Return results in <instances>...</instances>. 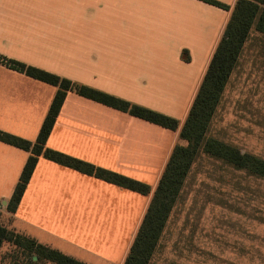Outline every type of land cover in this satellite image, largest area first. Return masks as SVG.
Segmentation results:
<instances>
[{
    "label": "crops",
    "instance_id": "0c3cea01",
    "mask_svg": "<svg viewBox=\"0 0 264 264\" xmlns=\"http://www.w3.org/2000/svg\"><path fill=\"white\" fill-rule=\"evenodd\" d=\"M212 1L229 10L202 0H0V57L179 122L171 131L69 92L46 147L145 184L150 192L142 195L40 157L12 215L13 228L85 264H123L174 146L185 144L179 131L237 0ZM262 54L264 36L252 29L210 130L232 78ZM55 92L0 63V132L33 142ZM28 156L0 142L1 206ZM196 158L177 199L193 180ZM218 160L212 161L264 182ZM177 208L176 200L151 263L161 264L156 254Z\"/></svg>",
    "mask_w": 264,
    "mask_h": 264
},
{
    "label": "trees",
    "instance_id": "16d2710c",
    "mask_svg": "<svg viewBox=\"0 0 264 264\" xmlns=\"http://www.w3.org/2000/svg\"><path fill=\"white\" fill-rule=\"evenodd\" d=\"M202 1L229 10V7L212 0ZM252 29L264 36V0H237L179 131V139L185 144L174 146L123 264H155L151 263V258L158 247L165 225L199 152L219 159L235 170L244 171L246 174L264 180V159L241 152L239 148L218 139L207 137V131L221 96ZM183 58L185 61L189 60L184 52ZM0 63L29 78L56 87L48 112L33 142L0 132V142L29 153L13 193L6 204L5 209L8 213L16 212L40 157L106 183L142 195L149 194L150 189L147 185L57 150L49 149L46 147V141L69 92L171 131H176L179 127L176 119L24 63L5 57H0ZM5 243L20 250L19 253L26 257L28 264L38 262L85 264L29 236L0 225V249Z\"/></svg>",
    "mask_w": 264,
    "mask_h": 264
},
{
    "label": "rangeland",
    "instance_id": "374dc122",
    "mask_svg": "<svg viewBox=\"0 0 264 264\" xmlns=\"http://www.w3.org/2000/svg\"><path fill=\"white\" fill-rule=\"evenodd\" d=\"M260 57L259 63L246 69L242 64L232 78L208 136L264 159V54ZM196 160L193 180L177 199L175 224L156 254L157 262L264 264V182L246 179L243 172L231 171L203 152ZM5 207L0 205V225L26 235L12 227L13 214ZM30 218L36 221L31 213ZM19 252L5 243L0 264H28Z\"/></svg>",
    "mask_w": 264,
    "mask_h": 264
}]
</instances>
